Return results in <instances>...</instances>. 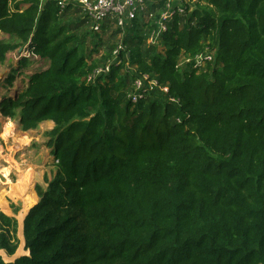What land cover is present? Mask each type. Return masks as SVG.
<instances>
[{"label":"trees","instance_id":"1","mask_svg":"<svg viewBox=\"0 0 264 264\" xmlns=\"http://www.w3.org/2000/svg\"><path fill=\"white\" fill-rule=\"evenodd\" d=\"M197 1L190 12L183 0L162 48L146 44L156 24L134 20L124 62L91 82L118 44L101 59L82 53L64 21L72 2L0 0V31L16 39H0V63L29 52L7 82L27 75L25 86L0 108L23 130L54 122L59 168L24 221L29 254L0 264H264V0ZM206 49L204 67L178 66ZM127 60L137 68L122 74ZM144 73L169 88L134 102ZM17 224L0 214L10 256Z\"/></svg>","mask_w":264,"mask_h":264},{"label":"rangeland","instance_id":"2","mask_svg":"<svg viewBox=\"0 0 264 264\" xmlns=\"http://www.w3.org/2000/svg\"><path fill=\"white\" fill-rule=\"evenodd\" d=\"M185 1L186 4L190 6V12L196 8L198 2L197 0ZM72 2L74 4L73 8L65 13L64 21L69 25H72L74 33H76L81 38V41H83L81 44L82 53L88 56L89 59H91L89 57L91 51H93L91 54L92 57L95 59H101L103 54L109 52L112 46L117 44L119 45L123 42V39L128 32L127 27L122 28V31H118L119 28H117L115 24H112L107 30L100 31L98 37H95V33H93L92 22L86 19L87 14L83 12V9H81L79 1L74 0ZM0 39L8 41L16 40L14 37H10L1 31ZM149 42L150 41L148 39L146 43L147 46L150 44ZM20 54L29 55V52L25 51L24 48H18V50L8 53L6 61L0 63V101L7 92L13 93L17 87L23 88V86H25L26 79L24 78L27 75H21V77L20 74L14 75V85L12 90L8 89L9 86H7L9 76L12 74V69L19 66L18 60ZM180 62H184L182 55L180 56ZM34 66V68H37L36 65ZM136 68L137 66H131L129 60H127L126 67L122 69L121 73L125 74L127 70L132 72L135 71ZM25 72V74H29L31 69L28 71L26 70ZM132 84L133 82L130 83V88L133 87ZM164 88L165 87H163L162 90ZM54 127V122L47 120L39 123L38 127L36 128L23 130L18 111L15 115H10L8 113L3 114L2 109L0 108V190L4 188L9 189L10 187L9 184H2L1 182L11 180L13 183H18L23 177L22 175L24 172L26 174V172L30 169L35 176L36 182L33 184L32 190L38 195V201L40 200V196L36 190L37 186L40 185L43 190H46L50 184V181L54 179L59 170L58 162L52 153V146L49 144L52 138L50 131ZM8 131L13 132L15 136L17 135L16 139H18L17 137L19 136V138L22 137L25 142H19L17 140L15 141L14 138H9ZM19 133L21 135H19ZM5 167H12V173L8 176L2 173V169ZM7 201L10 212L4 211L2 208H0V214L4 213L14 217L17 220L18 236L20 238L21 231L19 229L21 222L19 215L23 210V200L19 198L7 197ZM23 244L24 243L21 241L16 253L14 254L16 258L25 255L26 252H19V250L23 248ZM0 255H2V253Z\"/></svg>","mask_w":264,"mask_h":264},{"label":"built area","instance_id":"3","mask_svg":"<svg viewBox=\"0 0 264 264\" xmlns=\"http://www.w3.org/2000/svg\"><path fill=\"white\" fill-rule=\"evenodd\" d=\"M62 7L74 0H58ZM81 9L87 15V19L92 22L93 31L100 32L106 25L115 24L117 28H125L138 20L141 25L153 22L156 26L148 35L149 43L158 45L162 48L161 35L168 29V24L173 20L175 15L186 13V5L183 0H179L178 6L174 0H78ZM186 2V1H185ZM73 3V2H72ZM147 39V40H148ZM126 49L122 42L114 49L112 56L106 64L99 65L88 75L91 82L97 81L98 77L110 73L112 65H119L124 62L121 52ZM184 62H179L178 66L193 64V68L199 69L204 67L208 62L215 58L214 52L206 49L196 57H188L182 53ZM133 86L135 93L134 102H137L142 92L155 91L157 88L168 90V85H161L156 77H150L149 74H142L134 79Z\"/></svg>","mask_w":264,"mask_h":264},{"label":"bare ground","instance_id":"4","mask_svg":"<svg viewBox=\"0 0 264 264\" xmlns=\"http://www.w3.org/2000/svg\"><path fill=\"white\" fill-rule=\"evenodd\" d=\"M19 135H21V134L19 133ZM8 136H9V138H14L15 141L17 140L19 142H25V140H23L22 137L19 138L20 136L17 137L18 139H16L17 135L15 136V134L13 132L8 131ZM4 158H6V157H4ZM2 171L1 172L4 173V175L8 176L12 173V167H5L2 169ZM35 171H36V169H35ZM24 174H25V172H24ZM24 174L23 175L21 174L23 177L22 178L20 177L21 179L19 180L18 183H13V182H11V180L6 181V182H1L2 184H9L10 187H9V189L3 187L4 189L0 190V208H2L4 211L10 212L7 197L19 198V199L23 200V210L21 211V213L19 215V219L21 222L20 223V231H21L22 236H23V223H24L25 216L27 215L30 208L33 205H35V203H37L38 198H39L38 195L32 190L33 184L36 183L35 182V176H34L33 172L29 169L26 172V174L25 175ZM19 252H26L28 254V251H26L25 249L23 250V248L20 249ZM1 253L4 254L6 261H14L16 259V257H14L15 255L8 256L5 254V252H3V250L2 251L0 250V254Z\"/></svg>","mask_w":264,"mask_h":264},{"label":"crops","instance_id":"5","mask_svg":"<svg viewBox=\"0 0 264 264\" xmlns=\"http://www.w3.org/2000/svg\"><path fill=\"white\" fill-rule=\"evenodd\" d=\"M24 221H25V219H24ZM23 225H24V223H23ZM20 230V229H19ZM24 232V231H23ZM18 234V233H17ZM18 238H19V236H18ZM21 239V241H22V243L24 242V246H23V248L25 249V236H24V233H23V236L21 235L20 236V238H19V240ZM21 241H20V243H21ZM3 250V252H5V254L6 255H8V253L6 252V250L5 249H2ZM25 254H27V253H25ZM8 256H10V255H8ZM2 257H3V254H2ZM14 257H16V256H14ZM4 259H5V257H3Z\"/></svg>","mask_w":264,"mask_h":264},{"label":"water","instance_id":"6","mask_svg":"<svg viewBox=\"0 0 264 264\" xmlns=\"http://www.w3.org/2000/svg\"><path fill=\"white\" fill-rule=\"evenodd\" d=\"M33 206H34V205H33ZM33 206H32V207H33ZM32 207H31V208H32ZM31 208H30V210H31ZM30 210L28 211L27 215L25 216V219H26V217L28 216ZM23 231H24V225H23ZM23 233H24V232H23ZM28 253H29V252H28Z\"/></svg>","mask_w":264,"mask_h":264},{"label":"clouds","instance_id":"7","mask_svg":"<svg viewBox=\"0 0 264 264\" xmlns=\"http://www.w3.org/2000/svg\"><path fill=\"white\" fill-rule=\"evenodd\" d=\"M29 254V253H28Z\"/></svg>","mask_w":264,"mask_h":264}]
</instances>
